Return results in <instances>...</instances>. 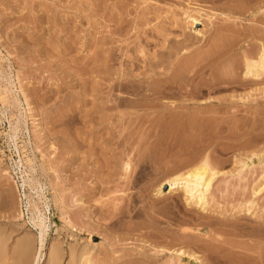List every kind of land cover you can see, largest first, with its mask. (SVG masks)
<instances>
[{"label":"rangeland","instance_id":"rangeland-1","mask_svg":"<svg viewBox=\"0 0 264 264\" xmlns=\"http://www.w3.org/2000/svg\"><path fill=\"white\" fill-rule=\"evenodd\" d=\"M262 48L264 0H0V264L35 263L34 204L60 264H264ZM157 75L169 108L133 95ZM205 157L204 209L157 193Z\"/></svg>","mask_w":264,"mask_h":264},{"label":"bare ground","instance_id":"bare-ground-1","mask_svg":"<svg viewBox=\"0 0 264 264\" xmlns=\"http://www.w3.org/2000/svg\"><path fill=\"white\" fill-rule=\"evenodd\" d=\"M192 22L196 23V22H198V19L193 17ZM178 44H180V43H178ZM176 47L177 46L174 47L172 45L168 46V50H167L168 54L167 55L169 57L172 56L177 51ZM164 53L165 52H162L160 54L164 55ZM138 59H139V57H137V56H136V58L133 59V65L136 64ZM148 63H149L148 65L150 67H154V66H157L159 61L154 62L151 60V61H148ZM196 63L197 62L193 63V65H196ZM198 63H199V61H198ZM245 64H246V66H245L246 71L244 72L245 78H243V80H245L247 77H252V78L254 77V78H259V79L264 78V48H262V50L260 51L257 59H253V58L251 59V58L245 57ZM199 65H201V64H199ZM201 67H202V65H201ZM199 68H200V66H199ZM156 73H158V72H156ZM158 75H159V77L161 76L159 73H158ZM158 75H157V77H158ZM175 75H176V73H175ZM171 76H173V75H171ZM176 76L178 77V75H176ZM180 76H179V78H181ZM235 76L233 77L234 80L230 79L234 83L236 80ZM147 77L138 78L137 80L133 79V84L135 82H138V83L139 82L140 83L146 82V83H148V86L150 85V83H156V84H154L155 87H157V84L160 86L158 88H155V87L150 88V86L149 87L148 86H145V87H138V86L134 87L133 86V95H136V96L142 95V97H143L142 102L143 103L145 102L146 103L145 105H148V106H150L149 104H151V106H153L152 104H158L159 100L162 96L170 94L171 89H169V88H171L172 85H174L177 82V80L178 81L180 80L179 78L170 77V76L169 77L166 76V78L165 77L164 78L158 77V79L155 78L154 76H153V78L151 76L148 78ZM230 78H232V77H230ZM242 81H240V83ZM237 82H239V81H237ZM243 82H245V81H243ZM177 84H179V83L177 82ZM175 86L177 87V85H175ZM180 87H181V85H180ZM178 88H179V86H178ZM145 90H150V92H152V93H150L149 95L143 94V91H145ZM184 90H186V89H184ZM184 90H182V92ZM179 92H180V89H179ZM185 93H186V95H192L194 93V91H193V89H190V90L187 89V91ZM160 102H161V100H160ZM161 103L164 107H166V103H165V105L163 104V102H161ZM170 104L173 105L174 103H170ZM182 104H184V103H182ZM167 105H169V104H167ZM183 106H185V105H183ZM169 107L170 106H167L166 108H169ZM176 107H179V106L176 105ZM171 108H173V106ZM205 158H204V160L203 159L201 160L202 162H199L198 164H194V166L192 165L191 168L187 167L188 169L187 168L184 169L185 171L182 170V171H180V173H177V174L169 177V179H166V181H164V183L161 184V186L158 188L157 193L162 194V192H174V191L181 189L184 192L185 200L188 203H195L196 205H199L200 207H202L204 209L208 205L207 195L211 189L212 181L218 173V172H216V170H214L212 168V166L210 165V162L208 161V158L207 157H205ZM127 165H125L126 170L129 167L128 163H127ZM21 178H22V182H23L22 187L25 186V184L27 183V180H30L31 185L35 186L34 188L41 187V189H43L42 185L39 181H37L35 179H29V177L26 178L25 175H22ZM263 187H264V184L260 187L258 186V188L256 187L253 190L254 194L258 195L264 189ZM31 188H33V187L31 186ZM23 196L24 197L27 196L25 192L23 193ZM20 200L22 201V197ZM33 207H34V209L37 210V212H39V214L35 215L34 211H32L31 212L32 215L30 217V220L33 223V225L39 229L38 234H37V241H38L39 250H38V254H37L36 261L34 264H45L46 262H50L49 264H58L59 260L61 258V254H60V250H59L57 245L52 246V249L50 250V252L44 251L46 244H47V232L46 231H47V228L49 227V224L47 223V218L44 214H42L40 212V210L37 208V206L35 204ZM67 223L69 225L72 224L70 221H67ZM71 226H73V225H71ZM75 227H77V226H75ZM76 230L77 229L75 228L74 231H76ZM219 238H220V236H219ZM91 239H92V237L89 240H91ZM216 239H218V238H216ZM220 241L223 242V240H221V239H220ZM218 242H219V239H218ZM224 242H225V240H224ZM21 245L23 246V248L21 247L20 251H23L22 249H24V251H25L28 247V240H26V239L23 240ZM28 249L26 251H28ZM179 251L180 252L178 253V259L181 260V259H183L184 256H186V259L192 260L193 264H203V261L200 259L201 257L198 254H196L194 252L186 253V251H184L183 249H179ZM88 252H89V250L87 251V253H84V256H85V254H88ZM82 256H83V254H82ZM87 256H89V254ZM89 257H83L82 259H80L81 258V256H80V258H79L80 263L79 264H92L91 258H89Z\"/></svg>","mask_w":264,"mask_h":264}]
</instances>
